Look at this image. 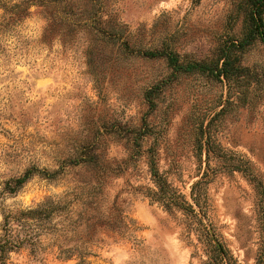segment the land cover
I'll return each mask as SVG.
<instances>
[{"label":"rangeland","instance_id":"rangeland-1","mask_svg":"<svg viewBox=\"0 0 264 264\" xmlns=\"http://www.w3.org/2000/svg\"><path fill=\"white\" fill-rule=\"evenodd\" d=\"M239 1L77 0L50 44H38L36 9L20 38H0V225L3 211L67 197L71 218L52 225L92 224L82 264H264V46L236 53L229 82L141 56L215 57L247 31ZM81 155L93 162L73 165ZM151 157L180 208L149 196ZM31 166L58 173L2 193ZM56 238L8 264H79L58 257Z\"/></svg>","mask_w":264,"mask_h":264},{"label":"trees","instance_id":"trees-1","mask_svg":"<svg viewBox=\"0 0 264 264\" xmlns=\"http://www.w3.org/2000/svg\"><path fill=\"white\" fill-rule=\"evenodd\" d=\"M77 0H0V38L18 39L20 23L30 17L36 9L46 21V27L38 40L39 45L50 44L58 38V33L54 27H66L73 18V10ZM92 2V0H80V4ZM238 9L244 12L247 20V31L239 40H232L216 53V56L209 60L187 61L171 51L144 50L141 56L148 59L164 58L167 64L172 68L174 74L199 72L210 75L217 80L224 79L229 82L233 76L237 75L235 67L236 53L245 50L251 44L259 41L264 46V0H240ZM117 32L104 30L99 32L103 38H112L117 36ZM2 50V51H1ZM1 54L4 49L0 48ZM5 56V55H4ZM73 165L89 164L93 162L91 158L85 159L83 155L74 159ZM151 180L155 184L156 190H148V194L157 200L171 212L174 208H180L173 201L171 189L164 177L159 173L157 163L153 157L148 161ZM58 172L47 173L35 166L27 168L22 174L11 177L3 183L2 193L16 194L24 184L33 176H46L52 179ZM72 201L65 198L47 199L37 204L33 208L16 211H3L1 213L2 222L0 225V264H8L9 256L20 250H28L34 256L40 255L42 250L41 236L57 235L52 247L57 248L58 257L69 260L77 257L79 264L85 261L89 255L88 245L91 239L88 234L92 230V224L89 221L87 227L81 231L85 222L80 216L73 219V228L66 227L58 235L56 226L52 223L57 219H70L72 215ZM115 205L111 209L112 217L122 220V215ZM73 216L75 213L73 212ZM91 222V221H90ZM72 234V235H71ZM71 235V236H69ZM63 237L60 241L59 238Z\"/></svg>","mask_w":264,"mask_h":264}]
</instances>
